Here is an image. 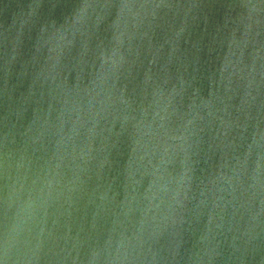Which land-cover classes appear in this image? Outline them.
<instances>
[{
  "label": "water",
  "instance_id": "95a60500",
  "mask_svg": "<svg viewBox=\"0 0 264 264\" xmlns=\"http://www.w3.org/2000/svg\"><path fill=\"white\" fill-rule=\"evenodd\" d=\"M0 264H264V0H0Z\"/></svg>",
  "mask_w": 264,
  "mask_h": 264
}]
</instances>
